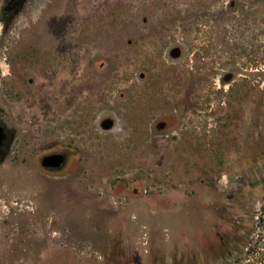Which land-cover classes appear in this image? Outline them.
<instances>
[{
  "label": "rangeland",
  "instance_id": "obj_1",
  "mask_svg": "<svg viewBox=\"0 0 264 264\" xmlns=\"http://www.w3.org/2000/svg\"><path fill=\"white\" fill-rule=\"evenodd\" d=\"M2 1L0 264H264V0H22L6 26ZM54 50L93 79L72 104Z\"/></svg>",
  "mask_w": 264,
  "mask_h": 264
},
{
  "label": "flooded vegetation",
  "instance_id": "obj_2",
  "mask_svg": "<svg viewBox=\"0 0 264 264\" xmlns=\"http://www.w3.org/2000/svg\"><path fill=\"white\" fill-rule=\"evenodd\" d=\"M21 3H22V0H3L2 1V8H1L2 13H1V15H2V21L4 22V26L7 25V22L9 19L8 15L12 11H14L15 8H17ZM78 52L79 51H77V50H71V51L54 50L51 53L53 58L56 57L55 60L50 59V62L55 63L53 68L55 69L54 74L56 76L55 77L56 86H57L56 88L58 89V101L63 99L62 102H64V103L68 102L69 104H72L74 101H76L77 96L79 94L78 89L82 90L84 88H90V86L92 85L93 79H92L91 75H89L90 73L86 71L87 69L84 70L85 66L83 64L81 65V67L78 66L79 63L82 62L81 59L78 60V57H80L77 55ZM180 54H181V51H180ZM62 57H63V61L61 60ZM65 57L70 58V60H68L69 64H74L73 66H70L69 75H66V73L63 72L65 70V67H63L62 62L63 63L66 62V60L64 59ZM25 58H26V61L28 62V64L32 59H34L33 55L31 56L29 53L26 54ZM81 58H82V56H81ZM42 63L46 64L47 62L43 61ZM27 69H29V68L27 67ZM88 70H89V67H88ZM51 71L52 70H50V69L48 70L49 75L51 74ZM8 75H9V73H8ZM139 78H142V75H140ZM90 82H91V85H89ZM28 83L31 84L32 81L29 79ZM105 120L111 121L110 129H108L106 131L102 130L101 126H100L101 123ZM114 124L115 123H114L112 115L108 114V115L102 116L101 119L98 120L97 127L101 132H108L111 129H113ZM157 124H161L162 126L160 128H157L156 127ZM0 126L2 127L3 133H4V138L1 140V145H0V160H2V159H4L6 154H8L11 146L13 145L14 140H15V135H14L13 129H6L2 125L1 122H0ZM163 126H164V124L162 122H158L155 124L154 128L159 131V130L163 129ZM49 155H59L61 157V162H60L59 166H57L55 168H49V167L41 166L42 158L45 156H49ZM73 159H74V161H73ZM77 160H78V158L76 157V150H74V148H71V147L67 148L65 146V144H62V145H57L55 150L48 151L44 154L39 155L37 160L34 162V165H36L40 169L41 173L56 174V173L62 172L66 168L70 167L69 165H73V163L77 164L78 163ZM80 167H82V166H80Z\"/></svg>",
  "mask_w": 264,
  "mask_h": 264
},
{
  "label": "water",
  "instance_id": "obj_3",
  "mask_svg": "<svg viewBox=\"0 0 264 264\" xmlns=\"http://www.w3.org/2000/svg\"><path fill=\"white\" fill-rule=\"evenodd\" d=\"M168 56L170 59H178L180 56V49L178 47H173L172 49L169 50L168 52ZM231 79V75L230 74H225L222 77V80L224 82H227ZM101 129L106 131L108 129H110L111 126V121L109 120H105L101 123ZM162 125L161 124H157L156 127L160 128ZM4 138V133H3V129L0 126V145H1V140ZM61 162V157L59 155H49V156H45L42 158L41 160V166L43 167H49V168H55L57 166H59Z\"/></svg>",
  "mask_w": 264,
  "mask_h": 264
},
{
  "label": "trees",
  "instance_id": "obj_4",
  "mask_svg": "<svg viewBox=\"0 0 264 264\" xmlns=\"http://www.w3.org/2000/svg\"><path fill=\"white\" fill-rule=\"evenodd\" d=\"M247 264V263H246Z\"/></svg>",
  "mask_w": 264,
  "mask_h": 264
}]
</instances>
